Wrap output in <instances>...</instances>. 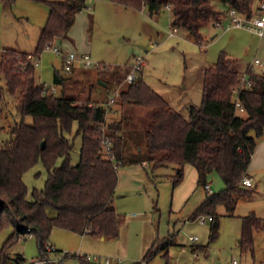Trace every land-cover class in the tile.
Listing matches in <instances>:
<instances>
[{
    "label": "trees",
    "instance_id": "1",
    "mask_svg": "<svg viewBox=\"0 0 264 264\" xmlns=\"http://www.w3.org/2000/svg\"><path fill=\"white\" fill-rule=\"evenodd\" d=\"M45 1L49 12L35 50L6 48L0 59V81H4L0 91L4 88L8 95L15 97L16 110L21 116V121L11 127L9 139L0 146V230L7 225L14 227L0 249V264H25L23 258L9 263L7 249L15 240L28 235L36 237L40 257L47 256L46 245L54 227L81 235L118 237L124 221L112 204L118 174L103 154L100 143L103 132L112 141L118 167L126 158L129 163L150 161L153 167L173 164L175 172L170 177L175 186L183 178L185 164L195 167L199 185L204 186L212 172L218 174L224 187L208 194L189 217L211 215L210 238H215L219 229L217 206L223 205L231 214L237 199L252 191L251 186L241 181L247 175L256 139L264 130V73L248 72L247 81L242 82V73L221 54L214 64L204 69L201 103L190 106L188 117L172 109L137 75L136 80L121 89L119 100L148 108V115L141 125L133 129L125 127L126 132L121 133L123 120L106 123L101 102L93 103L91 97L79 100L75 93L57 96L37 81L35 65L28 55L38 56L46 45L66 38L76 13L87 6V0ZM111 1L135 9L145 6L151 16L168 9L172 26L184 29L199 41L204 26L222 19V12L215 10L211 0ZM220 1L228 9L252 15L254 0ZM97 69L110 76L114 72L106 70L101 62ZM68 78L56 71L53 79L64 86ZM236 98L245 115L237 113ZM25 115L32 116V123L24 121ZM74 122L81 145L79 161L72 165L69 156L73 143L66 133H70ZM129 132L132 141L127 138ZM42 141L45 143L41 148ZM59 157L63 162L56 166ZM39 159L47 170V178L44 187L33 189L32 199H27L22 175ZM240 220L239 248L253 255L254 233L264 230V219L251 212ZM170 244L167 240L156 248L152 245L144 258ZM80 260L82 264H95Z\"/></svg>",
    "mask_w": 264,
    "mask_h": 264
},
{
    "label": "rangeland",
    "instance_id": "2",
    "mask_svg": "<svg viewBox=\"0 0 264 264\" xmlns=\"http://www.w3.org/2000/svg\"><path fill=\"white\" fill-rule=\"evenodd\" d=\"M211 4L223 16L227 15L228 8L220 0H211ZM86 5L75 15L68 32L70 40L51 44L55 43L63 51L88 53L92 61L101 62L106 70L113 69L114 72L110 76L92 66L84 70L83 79L81 74L80 78L73 81L70 78L63 86L54 82V73L58 71L63 76L71 74L63 70L59 55L50 48H44L34 66L35 76L49 90L53 89L57 96L75 93L79 100L91 97L93 103L101 102L103 105L104 98L114 88L126 87L128 83L124 82V76L127 65L132 63L134 56H140L144 63L138 73L139 77L172 109L188 117L190 106L201 103L204 69L214 64L221 54L238 67L242 75H248L250 65L254 73H264V38H259L244 27L231 24L227 18L222 19L220 26H215L213 22L204 26L199 41L180 28L176 34L169 36L168 30H172L173 26L168 9L151 16L144 6L141 9H116L108 4V0H87ZM48 12L45 0H0V59L6 48L33 52ZM255 58L262 65L254 64ZM0 85L4 87L3 80ZM2 89L0 146L9 139L11 127L21 121L15 97ZM148 110L140 105L124 104L118 98L106 112L105 120L106 123L123 120L124 129L121 133H125L126 129L141 125V121L147 118ZM237 113L245 115L244 111L237 110ZM24 121L32 123V116L25 115ZM76 129L77 123L74 122L70 133H66L73 143L69 156L72 165L79 161L81 145V136L76 134ZM129 136L130 132L127 138L132 141ZM62 162L63 158L59 157L56 166ZM173 167V164L153 167L150 161L129 163L126 158L117 168L118 180L113 198L115 210L124 219L118 237L101 239L89 233L81 235L54 227L48 243L53 244L56 252L67 253L63 264H82L79 255L99 256L100 260L91 261L95 264H104L105 258L110 260L109 264H142V258L151 246L150 242L168 234L169 228L170 235H174L177 242L167 254L162 250L154 253L146 259L147 264H201V261L204 264H233L232 260H236L237 264H264V230L254 233L253 255L243 253L236 242L239 222L221 215L225 212L223 205L216 208L219 223L223 221V225L213 239L210 238L211 221L204 224L194 221L184 225L182 219L175 220L174 211L177 209L174 206L179 185H173L171 180L170 176L175 172ZM46 178L47 170L41 159L23 173L27 199H32L33 189L44 187ZM191 179L183 167L184 183L181 184L187 185ZM207 183L211 188L207 191L209 194L219 192L224 187L215 172L208 176ZM197 187L201 186L197 183ZM258 187L256 192L264 197V186ZM193 198L194 194L184 207L188 208ZM49 212L53 213L52 210ZM13 230L12 225L0 230V249ZM189 236H196L197 239L190 242ZM180 242L186 246L202 243L207 246V255L200 250L192 252L190 249L188 253L180 254ZM7 257L9 263L23 258L25 264H32L34 259L40 257L36 237L28 235L15 240L7 249Z\"/></svg>",
    "mask_w": 264,
    "mask_h": 264
},
{
    "label": "built area",
    "instance_id": "3",
    "mask_svg": "<svg viewBox=\"0 0 264 264\" xmlns=\"http://www.w3.org/2000/svg\"><path fill=\"white\" fill-rule=\"evenodd\" d=\"M227 18L228 21L231 24H234L236 26L244 27L251 32L255 33L259 38H264V0H257L256 3H252V15L245 16L239 12H237L235 9L231 8L228 9L227 15L223 16L222 19ZM221 20H217L214 22L215 26H220L222 23ZM178 30L177 27H172V30H168L169 36L174 35V33ZM45 48H50L55 54L59 55L63 60V70L66 72L71 71L72 67L76 63H80L85 68H91L92 66H95L96 68L100 65V62H94L91 60L88 53H76L75 51H63L61 50L55 43L54 44H48ZM31 62L35 65L38 63V56H32L28 55ZM144 63L143 57L140 56H134L132 63L127 65V72L124 76V82L131 83L134 80H136L137 75L139 71L142 69ZM254 64L262 65V62L258 59H254ZM248 72L253 73L252 65H250ZM247 74L241 75V81L245 82L247 81ZM122 87L118 86L114 88L105 98L103 102V106L105 108V111H109L111 105L118 100L120 96ZM53 90V89H52ZM235 107L236 110L242 112L244 111L243 106L241 105L240 101L236 98L235 99ZM100 143L103 147V154L106 158H108L115 168H118L119 161L115 159V154L113 151V144L110 139V137L103 132L100 137ZM241 183L245 186H251L252 185V178L248 175H244L242 177ZM205 189L208 191L210 190V184L206 183L204 185ZM212 216L207 214H199L194 218H188L186 219V222L190 221H196L199 223H206L207 221H211ZM190 240H196V236H190ZM56 248L52 244L46 245V252L47 256L44 257H37L33 260L32 264H63L65 260V256H67V253H58L56 252ZM80 258L86 259L88 261H98L101 258L97 255H79ZM110 260L108 258L104 259V264H109ZM233 264H236V260L232 261ZM15 264V263H13ZM145 264V262H144Z\"/></svg>",
    "mask_w": 264,
    "mask_h": 264
},
{
    "label": "crops",
    "instance_id": "4",
    "mask_svg": "<svg viewBox=\"0 0 264 264\" xmlns=\"http://www.w3.org/2000/svg\"><path fill=\"white\" fill-rule=\"evenodd\" d=\"M94 1H96V0H93V2ZM256 1L257 0H254V2H256ZM108 4L110 6H112L113 8H116V9H118V8L135 9V8H132V7L121 5V4H116V3L112 2L111 0H108ZM178 30L176 32H178ZM176 32L174 34H176ZM68 39L70 40L69 36H67L66 38H64L60 42L63 43L64 40H68ZM16 50H18V49H16ZM70 51H73V50H70ZM61 60H62V58H61ZM62 63H63V60H62ZM235 68L237 70H239L238 67H235ZM85 69H88V68L83 67L80 63H76L72 67L71 71H69V72L65 71L66 73H70L71 74V75H69V78L66 80V83L68 82V80L70 78H71L70 80H72V81L76 80L77 77L80 78V75L82 73L85 74V72H86V71L84 72ZM73 76H75V77H73ZM83 77H84V75L82 74L81 75V79H83ZM105 98H104V100H105ZM184 168H185V170L188 171V174L191 176L192 179L187 185L181 184V183H184L183 180H181L177 184V185H179L178 186V194H177V197H176V199H177L176 202L177 203L174 206V207H176L177 211H174V213H175L174 215H176L175 220L178 221V220L182 219V223L185 225V224L193 223V221L186 222V219H188L192 215V213L195 211V209L205 200V198L208 196L209 193L207 192V190L205 189V187L203 185H200L201 186L200 188L197 187V183H198L197 182V171H196L195 167L193 165H191V164H185ZM174 170H175V168H174ZM246 174L252 178V185H251L252 191H251V193L249 195H246V196H241V197H239L237 199L231 214H228L226 212V210H225L224 213L221 214V215H223V217L233 218L234 220H237L239 222V224H238L239 225V230L237 232V239H236L237 243H238L239 234H240V226H241L240 218H241V216H244V215H246L248 213L253 212L259 218L264 219V197H262V195H260L259 192H256L257 191V186H259V187L260 186L261 187L264 186L263 185L264 184V130H263V134L256 139V145H255V148L253 150L249 165L247 167ZM195 183H196V186H195ZM193 194H194V198H193L192 202L190 203L189 207L188 208L184 207ZM117 197H120V195H117ZM114 199L112 201V204H113V206L114 205L116 206V203H115ZM182 201H184V202L182 203ZM115 206H114V208H115ZM218 206H220V205H218ZM218 206H217V208H218ZM185 212H186V215L183 216ZM233 224H234V222H233ZM221 225H223V221H221L219 223V228H220ZM170 230H171V228L168 229V232H167L168 234L163 235V236L158 237V238H154L152 240V242H150L151 246L153 245V248H156L158 245L161 246L167 240H169V241H171V244L168 245L167 247H164L163 249H161L164 253L165 252L168 253L169 249L172 247V245L177 242L176 238L174 237V235H170ZM259 231H262V230H259ZM222 232H223V230H222ZM100 238L101 239H105L107 237H100ZM188 240L190 242L195 241V240H190V238ZM147 244H149V242ZM178 244L180 246L179 249H178V253H180V254L184 253V252L188 253V250L190 249V251H192V252L194 250H197V251L200 250V252L205 253V255H207V251H208L207 246L206 245H202V243L201 244L190 245V246H188V245L186 246L182 242H180ZM54 245L56 246L55 243H54ZM158 251H160V249H158L156 252H158ZM144 262H145V264L148 263L147 260L143 256L142 264H144ZM201 262H202L201 264H204L203 261H201Z\"/></svg>",
    "mask_w": 264,
    "mask_h": 264
},
{
    "label": "water",
    "instance_id": "5",
    "mask_svg": "<svg viewBox=\"0 0 264 264\" xmlns=\"http://www.w3.org/2000/svg\"><path fill=\"white\" fill-rule=\"evenodd\" d=\"M57 43L60 44L61 43L60 40H58ZM44 143H45L44 141L41 142L40 144L41 148L44 146Z\"/></svg>",
    "mask_w": 264,
    "mask_h": 264
}]
</instances>
